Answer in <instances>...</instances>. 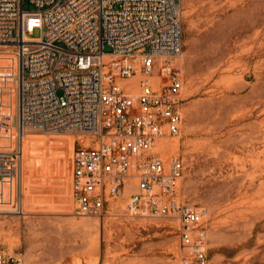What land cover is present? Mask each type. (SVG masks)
<instances>
[{
	"label": "rangeland",
	"instance_id": "rangeland-1",
	"mask_svg": "<svg viewBox=\"0 0 264 264\" xmlns=\"http://www.w3.org/2000/svg\"><path fill=\"white\" fill-rule=\"evenodd\" d=\"M179 5L183 124L180 136L164 138L172 146L163 158L184 161L180 200L207 212L209 264H264V0ZM24 8L37 9L28 0ZM0 114V150H23L20 179L0 184L1 250L24 264H181L179 221L131 216L134 185L111 200L104 217L75 214L72 158L87 139L35 129L19 139L12 56H0ZM20 202L23 214L15 209Z\"/></svg>",
	"mask_w": 264,
	"mask_h": 264
},
{
	"label": "built area",
	"instance_id": "built-area-1",
	"mask_svg": "<svg viewBox=\"0 0 264 264\" xmlns=\"http://www.w3.org/2000/svg\"><path fill=\"white\" fill-rule=\"evenodd\" d=\"M25 1L0 0V56L18 68L19 139L29 129L79 132L87 143L72 158L75 214L104 217L134 185L127 212L178 220L181 264H209L207 212L180 200L184 161L156 149L182 131L179 0H28L34 11ZM36 29L42 37H31ZM22 168L21 145L0 150V184L12 186ZM15 209L23 214L21 202ZM0 264L24 261L0 249Z\"/></svg>",
	"mask_w": 264,
	"mask_h": 264
},
{
	"label": "bare ground",
	"instance_id": "bare-ground-1",
	"mask_svg": "<svg viewBox=\"0 0 264 264\" xmlns=\"http://www.w3.org/2000/svg\"><path fill=\"white\" fill-rule=\"evenodd\" d=\"M154 80H156V79H154ZM133 89H134V91L136 90V86H134V87H132ZM27 132H28V130H27ZM27 132H25V134L27 133ZM24 134V135H25ZM172 146V143L171 142H168L166 139H164V138H162V139H160L159 140V142H158V145H157V150L158 151H161V153H162V156L163 157H165V158H167L168 156H170V155H167V151L170 149V147ZM4 187V186H3ZM2 188V187H1ZM5 190H7L6 188H5ZM1 193V192H0ZM72 193V192H71ZM6 195V194H5ZM10 195V194H9ZM23 207V206H22ZM74 228V227H73ZM76 228V227H75ZM84 228V227H83ZM85 232V231H84ZM99 243V242H98ZM85 245V244H84ZM83 245V246H84ZM82 246V247H83ZM64 253V252H63ZM94 253V252H93ZM93 253H91V254H93ZM99 253V252H98ZM66 257V256H65ZM99 257V256H98ZM56 258V257H55ZM80 258V257H79ZM97 258V257H96ZM80 260V259H79ZM98 260V259H97ZM82 261V260H81ZM93 261V260H92ZM83 262V261H82ZM78 264V263H77ZM80 264V263H79Z\"/></svg>",
	"mask_w": 264,
	"mask_h": 264
}]
</instances>
